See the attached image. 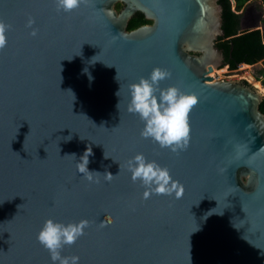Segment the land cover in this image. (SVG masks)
<instances>
[{
  "label": "water",
  "instance_id": "95a60500",
  "mask_svg": "<svg viewBox=\"0 0 264 264\" xmlns=\"http://www.w3.org/2000/svg\"><path fill=\"white\" fill-rule=\"evenodd\" d=\"M245 8L241 31L264 32V11ZM222 11L219 0H87L68 13L56 0H0L11 26L0 50V264H53L37 240L49 219L88 221L61 251L79 264H264V93L220 72ZM137 13L152 24L127 31ZM156 67L170 73L160 89L197 97L179 153L142 138L127 111L128 86ZM88 148L93 182L77 171ZM137 154L183 195L145 198L128 171Z\"/></svg>",
  "mask_w": 264,
  "mask_h": 264
},
{
  "label": "clouds",
  "instance_id": "9594fccd",
  "mask_svg": "<svg viewBox=\"0 0 264 264\" xmlns=\"http://www.w3.org/2000/svg\"><path fill=\"white\" fill-rule=\"evenodd\" d=\"M86 3L87 0H56L57 11L65 13L76 10ZM34 23L33 19H29L28 27L31 28ZM10 28V25L0 21V50L6 46L5 33ZM30 35L36 36V30L34 29ZM169 77L170 73L167 70L156 67L148 78L142 77L137 83L130 84L127 111L138 115L144 123V128L140 133L142 138H150L161 148H168L173 153H179L186 150L189 144L188 117L192 108L197 104V97L184 94L176 87L160 89V82ZM117 108L119 109V104ZM91 155V148H88L80 158V162L77 163V171L83 174V179L89 182H93L95 176L101 175L88 170ZM72 157L75 158V156ZM105 158L108 157L105 155ZM128 171L134 183L139 180L145 187V198H148L150 194L169 196L175 194V198L183 195V186L172 180L168 169L161 167L155 161H147L143 154H137L128 161ZM103 176L108 181L115 177L111 173H105ZM87 227L88 221L86 220L64 225L49 219L38 233L37 240L49 251L53 264L57 262L58 264H79L78 256L65 257L61 255V251L65 245L71 246L83 236L84 229Z\"/></svg>",
  "mask_w": 264,
  "mask_h": 264
},
{
  "label": "trees",
  "instance_id": "16d2710c",
  "mask_svg": "<svg viewBox=\"0 0 264 264\" xmlns=\"http://www.w3.org/2000/svg\"><path fill=\"white\" fill-rule=\"evenodd\" d=\"M252 1H260L264 5V0H235V9L231 0H219L222 6V28L225 36L219 37L216 45L224 52L225 62L230 71H235L240 65H256L264 62V32L255 30L251 32H242L241 11ZM116 10L121 9V4L115 6ZM264 24V19L262 20ZM152 21L147 20L144 14L137 13L128 23L127 31H133L144 25H151ZM261 77L256 80L264 88V71H261ZM264 91V89H263ZM264 114V96L259 107Z\"/></svg>",
  "mask_w": 264,
  "mask_h": 264
},
{
  "label": "rangeland",
  "instance_id": "374dc122",
  "mask_svg": "<svg viewBox=\"0 0 264 264\" xmlns=\"http://www.w3.org/2000/svg\"><path fill=\"white\" fill-rule=\"evenodd\" d=\"M249 6H252L254 8L253 13L248 15L249 18H255L256 13L264 11V5L260 1H252L247 5V7ZM245 9H243L241 12H244ZM259 63L261 64V66L247 65L249 67H245V65H240L239 68L235 71H230L228 66L226 65L220 68V72L223 73L228 78H230L231 80H233L234 82H245L247 83V85H249V87L256 88L255 83L258 82L256 79L260 78L261 71H264V62L262 61ZM257 90H259L262 94L264 93L262 89L261 90L257 89Z\"/></svg>",
  "mask_w": 264,
  "mask_h": 264
},
{
  "label": "bare ground",
  "instance_id": "6f19581e",
  "mask_svg": "<svg viewBox=\"0 0 264 264\" xmlns=\"http://www.w3.org/2000/svg\"><path fill=\"white\" fill-rule=\"evenodd\" d=\"M243 65H245V64H243ZM245 67H249V66L245 65ZM255 86H256L257 89H260V90L262 89V85L259 82H256ZM262 91H263V89H262Z\"/></svg>",
  "mask_w": 264,
  "mask_h": 264
},
{
  "label": "flooded vegetation",
  "instance_id": "af4514ba",
  "mask_svg": "<svg viewBox=\"0 0 264 264\" xmlns=\"http://www.w3.org/2000/svg\"><path fill=\"white\" fill-rule=\"evenodd\" d=\"M119 4V3H118ZM118 4H116V5H118ZM121 4V3H120ZM124 5L123 4H121V9L120 10H116L117 12H120L122 9H124Z\"/></svg>",
  "mask_w": 264,
  "mask_h": 264
}]
</instances>
